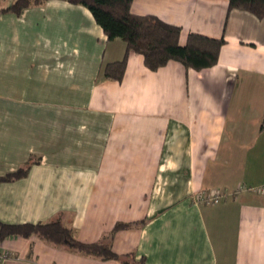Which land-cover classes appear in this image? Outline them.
Here are the masks:
<instances>
[{"label":"crops","instance_id":"obj_1","mask_svg":"<svg viewBox=\"0 0 264 264\" xmlns=\"http://www.w3.org/2000/svg\"><path fill=\"white\" fill-rule=\"evenodd\" d=\"M12 2L1 0L0 9ZM130 12L224 39L217 63L151 71L91 12L47 0L0 12V222L59 221L144 264H264V17L226 0H132ZM215 192L221 199L202 201ZM0 264H120L8 237Z\"/></svg>","mask_w":264,"mask_h":264},{"label":"trees","instance_id":"obj_2","mask_svg":"<svg viewBox=\"0 0 264 264\" xmlns=\"http://www.w3.org/2000/svg\"><path fill=\"white\" fill-rule=\"evenodd\" d=\"M47 0H13L0 12L21 14L24 9L42 4ZM71 4L86 7L95 22L102 28L108 40L120 38L125 42L124 57L117 62L106 64L103 75L113 80H121L124 74L127 56L130 52L143 57L145 66L151 71L164 67L169 61H178L186 68L196 71L207 69L217 63L219 50L224 39H212L190 33L184 46L179 45L180 28L162 22L153 16H137L130 12L132 0H63ZM229 9L247 11L257 18L264 17V0H226ZM260 130H264V115ZM30 163L15 172L0 177V183L13 182L27 176ZM264 192V188H263ZM135 224L116 223L108 235L92 244L77 241L73 232L59 221L37 224L11 225L0 222V243L8 237H38L48 245L65 249L79 255L101 260H115L120 264H144L143 259L136 260L134 253L118 255L113 252L112 240L119 230L138 227Z\"/></svg>","mask_w":264,"mask_h":264},{"label":"built area","instance_id":"obj_3","mask_svg":"<svg viewBox=\"0 0 264 264\" xmlns=\"http://www.w3.org/2000/svg\"><path fill=\"white\" fill-rule=\"evenodd\" d=\"M220 199H221V195L219 192L213 193L212 195L208 196L206 199L201 198L202 201H205L207 203H212V204L218 203ZM3 259H4V256L0 255V263L1 261H3Z\"/></svg>","mask_w":264,"mask_h":264},{"label":"rangeland","instance_id":"obj_4","mask_svg":"<svg viewBox=\"0 0 264 264\" xmlns=\"http://www.w3.org/2000/svg\"><path fill=\"white\" fill-rule=\"evenodd\" d=\"M1 1V0H0ZM11 2L13 1V0H10Z\"/></svg>","mask_w":264,"mask_h":264}]
</instances>
